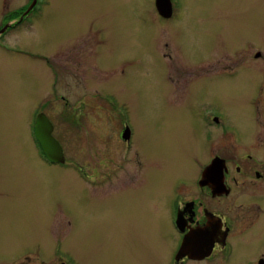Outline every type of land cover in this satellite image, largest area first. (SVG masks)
Returning a JSON list of instances; mask_svg holds the SVG:
<instances>
[{
	"label": "flooded vegetation",
	"instance_id": "af4514ba",
	"mask_svg": "<svg viewBox=\"0 0 264 264\" xmlns=\"http://www.w3.org/2000/svg\"><path fill=\"white\" fill-rule=\"evenodd\" d=\"M167 2L169 16L155 9L176 111L157 117L154 137L116 111L112 94L108 102L95 100L96 88L87 103L91 113L80 98L73 107L57 83V55L56 62L42 58L49 82H56L46 83L48 95L59 93L62 106L56 124L50 104L35 111L33 152L38 166L70 182L73 199L97 208L94 228L74 231V219L63 216L60 236L51 239L52 230L45 229L16 256L0 255V264H264V39L255 34L264 22L255 15L264 0H246L252 12L242 17L213 15L222 12L215 7L188 18ZM29 14L14 21L8 13L0 22L17 28ZM81 40L67 42L62 68L82 72L77 83L84 88L89 78L83 72L99 63L87 59L91 51L78 47ZM88 114L93 138H82L92 143V160L69 158L55 126L82 130ZM39 115L50 124L62 161L44 154L35 134ZM107 138L112 149L102 153L104 145L96 143Z\"/></svg>",
	"mask_w": 264,
	"mask_h": 264
},
{
	"label": "rangeland",
	"instance_id": "374dc122",
	"mask_svg": "<svg viewBox=\"0 0 264 264\" xmlns=\"http://www.w3.org/2000/svg\"><path fill=\"white\" fill-rule=\"evenodd\" d=\"M172 1L188 18L204 16L215 7L222 12L212 14L219 16H251L252 12L246 0H228L223 5L220 0ZM30 4L31 0H0V20L9 13V20L16 21ZM255 15L264 19V5ZM5 25L0 22V30ZM162 27L155 0H37L36 10L19 27L8 28L0 36L1 256H16L19 247L34 245L45 229L52 230L51 239L60 236L63 216L74 219V231L94 228L93 213L97 208L73 199L75 192L70 182L38 166L37 160L41 159L33 152L35 111L50 104L49 113L56 124L62 106L59 93L48 95L46 83L56 82H49L51 76L42 58L59 64L57 83L71 97L73 107L78 106L80 98L86 104V114L91 113L93 109H87V103L93 101L91 89L96 88L95 100L108 102L112 94L116 111L144 124L148 135L154 137L159 129L157 117L173 116L176 111L170 98L172 89L167 84L170 72L163 58L167 52L161 41ZM169 33L175 34L174 26ZM255 34L264 39V22L255 29ZM70 39H82L78 47L85 45L86 51H91L87 59H98V67L83 72L86 81L89 78L84 88L77 83L82 72H65L62 68ZM89 117L88 114L86 122L81 123L82 130L59 122L55 126L54 134L62 138L69 158L92 160V143L84 145L82 138H93ZM96 145H104L102 153L112 149L109 138Z\"/></svg>",
	"mask_w": 264,
	"mask_h": 264
},
{
	"label": "water",
	"instance_id": "95a60500",
	"mask_svg": "<svg viewBox=\"0 0 264 264\" xmlns=\"http://www.w3.org/2000/svg\"><path fill=\"white\" fill-rule=\"evenodd\" d=\"M165 2L167 3L166 5ZM35 4L36 0H32L31 4L20 19L27 15ZM155 5L161 16L167 17L170 15V3H168L167 0H155ZM10 25L11 23L6 24L3 29L0 30V35L3 34L10 27ZM35 134L44 154L49 160L54 162L63 160L62 150L59 144L51 137V126L43 115H39L37 118Z\"/></svg>",
	"mask_w": 264,
	"mask_h": 264
}]
</instances>
